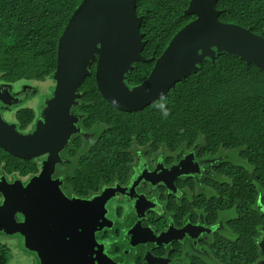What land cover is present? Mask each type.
<instances>
[{"label":"flooded vegetation","instance_id":"af4514ba","mask_svg":"<svg viewBox=\"0 0 264 264\" xmlns=\"http://www.w3.org/2000/svg\"><path fill=\"white\" fill-rule=\"evenodd\" d=\"M3 77L0 118L20 136H32L53 98L55 81L50 79V91L51 85H43L48 80L12 83ZM80 100L72 110L80 118V131L59 153L53 170L48 151L21 158L0 147V240L13 242L34 264H42L48 256L34 251L40 240L58 233L55 240L65 241V227L56 230L50 222H39L43 204L50 207L51 200L61 214L79 200L84 202L81 220L72 229L94 238L95 264H223L219 246L233 238L228 223L237 218L236 207L223 209L226 185L232 184L224 167L240 166L239 154L222 150L211 155L199 142L172 151L134 140L122 146L124 155L117 161L98 166L97 138L107 127H87ZM21 209L37 223L26 227L33 246L19 232L6 231L26 221ZM4 243L0 246L8 250Z\"/></svg>","mask_w":264,"mask_h":264},{"label":"trees","instance_id":"16d2710c","mask_svg":"<svg viewBox=\"0 0 264 264\" xmlns=\"http://www.w3.org/2000/svg\"><path fill=\"white\" fill-rule=\"evenodd\" d=\"M83 0H0V74L12 83L53 78L59 38ZM190 0H136L145 35L142 55L158 58L172 38L195 16L185 15ZM219 20L264 37V0H218ZM153 63H134L126 75L133 88L148 78ZM91 75L80 86L81 113L87 127L104 124L97 138L100 166L117 161L122 146L131 141L152 143L169 150L200 143L202 151L237 152L240 166L226 164L223 209L236 207L228 223L233 238L219 246L223 264H255L262 258L259 240L264 235V72L227 53L206 59L198 72L178 82L168 95L145 109L126 113L110 105ZM168 111L165 117L160 105ZM97 159V160H98ZM10 263L0 246V264Z\"/></svg>","mask_w":264,"mask_h":264},{"label":"water","instance_id":"95a60500","mask_svg":"<svg viewBox=\"0 0 264 264\" xmlns=\"http://www.w3.org/2000/svg\"><path fill=\"white\" fill-rule=\"evenodd\" d=\"M217 2L190 0L185 15L195 16V19L172 38L162 55L146 59L142 55L146 44L141 32L143 17L137 15L136 0H83L59 38L53 98L34 134L20 136L0 118V147L21 158L48 151L51 155L49 166L53 170L60 161L59 153L80 131L77 128L80 118L72 110L78 105L82 96L79 88L91 75L93 64L102 97L126 113L141 111L164 99L178 82L197 73L204 60L214 59L217 54L227 53L264 72V37L239 25L221 22ZM153 61L148 78L130 88L125 80L133 64ZM33 148L38 152L35 155L31 153ZM83 203L75 200L74 207L62 210L61 214H57L58 209L51 200L50 207L43 204L39 222H50L51 228L56 227V230L65 227V241L63 237L62 241L59 237L55 240L58 233L50 234L44 242L40 240L38 249L33 248L41 258L43 252L48 256L42 264H95L93 236L89 240L84 232H76L81 220L79 206ZM18 212L26 221L21 228L6 231L19 232L25 237L27 246H33L26 227L34 228L37 223L24 209ZM259 247L262 258L255 264H264V235Z\"/></svg>","mask_w":264,"mask_h":264},{"label":"rangeland","instance_id":"374dc122","mask_svg":"<svg viewBox=\"0 0 264 264\" xmlns=\"http://www.w3.org/2000/svg\"><path fill=\"white\" fill-rule=\"evenodd\" d=\"M51 85L49 90L51 91L53 89V81L48 79V81H45L43 85ZM233 217L231 214L230 217ZM4 242H8L6 245L8 247L9 253H10V263L9 264H34L32 260H30L29 255H26L22 250H20V247H16L13 242L9 241H1L0 243L5 244ZM29 258V260H28Z\"/></svg>","mask_w":264,"mask_h":264},{"label":"clouds","instance_id":"9594fccd","mask_svg":"<svg viewBox=\"0 0 264 264\" xmlns=\"http://www.w3.org/2000/svg\"><path fill=\"white\" fill-rule=\"evenodd\" d=\"M161 110L163 111L164 116L166 117L169 113L167 110L164 109L163 104L160 105Z\"/></svg>","mask_w":264,"mask_h":264}]
</instances>
